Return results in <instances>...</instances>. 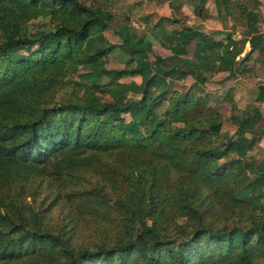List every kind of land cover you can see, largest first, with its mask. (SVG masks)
<instances>
[{
  "label": "trees",
  "instance_id": "obj_1",
  "mask_svg": "<svg viewBox=\"0 0 264 264\" xmlns=\"http://www.w3.org/2000/svg\"><path fill=\"white\" fill-rule=\"evenodd\" d=\"M213 1L221 38L171 4L148 31L125 15L112 42L114 11L94 1L0 0V264H264L262 112L227 89L225 116L205 90L264 57V1ZM155 41L170 53L151 57ZM115 51L124 64L108 68Z\"/></svg>",
  "mask_w": 264,
  "mask_h": 264
},
{
  "label": "rangeland",
  "instance_id": "obj_2",
  "mask_svg": "<svg viewBox=\"0 0 264 264\" xmlns=\"http://www.w3.org/2000/svg\"><path fill=\"white\" fill-rule=\"evenodd\" d=\"M86 3L95 2L98 5L106 7L111 11H114V19L111 21L110 27L104 30V34L106 37L112 42L120 41L119 35L116 33L117 27L124 23V16L127 15L129 17V23H132L138 29L142 31H148L147 26H151V24L162 15H171V4H179L180 11L187 15V22L193 25H198L205 31H215L213 34L217 38L222 37V33L230 27L229 17L224 13H217L216 7L213 0H207L203 4V13L204 17L199 16L193 11V5L196 0H112L109 6V1L107 0H83ZM149 15L150 21L148 23L144 22L143 17ZM47 17H38L32 19L31 27L36 28L40 27L44 22H46ZM170 51L164 45L160 44L158 41H155L153 44V52L151 53V57L153 54H161L168 55ZM244 53V52H242ZM241 53V54H242ZM241 56V55H240ZM124 64L123 55L120 51H115L108 55V61L106 63V67L108 68H121ZM224 76V73L219 72L216 73L213 79L209 82L205 83V90L210 93L208 96V101L211 104H215L218 108H220L225 116H228L230 113V102L225 99L224 94L225 90L229 87L228 85L231 83L230 81H223L218 83V80ZM130 78H135L136 80H140V76L136 75L134 77H126L122 78L123 80H128ZM121 79V80H122ZM192 77L187 76L184 79H180L175 84L179 89H182L181 86H187L192 82ZM231 80H235V78H231ZM233 82V81H232ZM232 97L235 99L238 106L240 108L244 107V104H252V97L249 95H245L243 93L241 96L232 89ZM251 97V98H250ZM264 125V106L262 108V119L258 123V127H262ZM223 130H228L232 132L235 129V126L228 122L224 121L222 124ZM264 138V131L257 143V147L250 150V153L254 155L256 160H259L264 154V145L260 146L259 142ZM260 146V147H258ZM34 189L38 190V195H36L35 200L33 201L35 205H39L40 202H44V204H48L50 200L53 198L55 193V187L50 183L49 178L45 176H40L33 182ZM27 200H31V196L26 198ZM64 202H60L57 200L50 211H52V218L54 221L58 220L60 213L62 211ZM65 210V207L64 209ZM81 235H86L85 231L80 232Z\"/></svg>",
  "mask_w": 264,
  "mask_h": 264
},
{
  "label": "crops",
  "instance_id": "obj_3",
  "mask_svg": "<svg viewBox=\"0 0 264 264\" xmlns=\"http://www.w3.org/2000/svg\"><path fill=\"white\" fill-rule=\"evenodd\" d=\"M264 1V0H262ZM261 29L264 30V25H261ZM238 38V34L234 36ZM249 43L245 44L243 52H246L249 49ZM242 53L241 55H243ZM259 58V60H255ZM246 70L244 73H239L235 80L228 79L226 81H230L231 83L228 85V89H234L240 96L245 93V95H249L252 97V104H256L259 106L260 111L262 112V108L264 106V101H255V96L258 93V85H264V57L263 54H260L258 51H254L253 58L245 63ZM225 81V82H226ZM233 81V82H232ZM220 83V82H218ZM226 91V90H225ZM250 97V98H251ZM251 104V105H252ZM239 105V104H238ZM250 104H244V106ZM264 129V125H263ZM259 145H264V138L259 142ZM258 146V147H260Z\"/></svg>",
  "mask_w": 264,
  "mask_h": 264
}]
</instances>
